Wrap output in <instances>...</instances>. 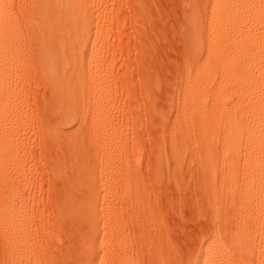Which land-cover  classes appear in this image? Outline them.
Masks as SVG:
<instances>
[{
	"label": "rangeland",
	"instance_id": "obj_1",
	"mask_svg": "<svg viewBox=\"0 0 264 264\" xmlns=\"http://www.w3.org/2000/svg\"><path fill=\"white\" fill-rule=\"evenodd\" d=\"M91 15L104 20L93 28L101 41L93 58L106 69L97 96L109 97L113 134L102 133L92 108L82 123L66 125L28 30L10 99L16 115L0 111V136L10 133L22 162L15 167L11 155L0 185V264H192L215 234L231 247L237 229L243 238L254 235V244L243 255L230 249L231 262L264 264V211L259 215L251 197L237 209L222 207L231 200L228 187L210 185L199 166H239L241 189L254 166L264 168V0H95ZM185 89L187 135L175 128ZM68 131L97 151L86 164L98 175L107 164L101 154L123 150L111 167L125 164L130 182L99 205L110 206L106 221L118 225L107 231L111 239L95 231L98 216L70 186L77 174ZM29 204L34 218L22 212ZM28 242V256L19 260L17 248Z\"/></svg>",
	"mask_w": 264,
	"mask_h": 264
},
{
	"label": "bare ground",
	"instance_id": "obj_2",
	"mask_svg": "<svg viewBox=\"0 0 264 264\" xmlns=\"http://www.w3.org/2000/svg\"><path fill=\"white\" fill-rule=\"evenodd\" d=\"M94 10H95V0H0V111L1 112L3 110L4 113L8 112V113H14L16 115V112H13L11 109L12 108L11 105L14 103L10 99L11 96L13 97L12 93L14 91V88L15 89L18 88L17 83L21 79L20 71L19 69H17L18 57L21 52L20 49L22 47L23 41L28 40V38L26 39V36L29 30L30 32L29 35H32V40L36 44L35 48L38 51L40 61H42V68H41L42 70H40L39 72L41 74V72L43 71L42 73L44 78L46 79L47 85L55 97L56 100L55 104L57 106V109L61 114L60 116H62L63 120L66 122V125H72L74 123H82V121L85 118L84 112L92 108V111L94 112V120H96L101 124L100 127L102 133L105 136H109L113 134L111 133L110 123H109L110 116L112 115L109 111V105H110L109 97L108 95H103L98 98L97 96V94L100 93L99 89H101L105 85L104 83L105 79L103 78V73L105 72L106 69L104 66L100 64H96L94 61L95 59L93 58V55L94 54L96 55L95 47L98 42L99 43L101 42L99 40L98 35H96L95 37L93 36V28L95 26L101 27V25L104 24V20L101 18L98 19L97 23L94 22V19L91 15V13L94 12ZM24 25L25 26L27 25L26 28L24 27ZM29 38L31 40V37ZM88 57H90L89 60H87ZM184 82L187 87L189 84V77H185ZM177 102H178V108L180 109L181 112L176 118L175 128L182 130V132H184V134L187 135L189 118H190V100H189L188 89H185L184 93L180 95ZM78 106L80 110L76 109V107ZM110 110L111 112L113 111L112 108ZM68 133L70 134V138H69L70 149L72 148L75 150V156L72 160V166L77 174V175L75 174L76 177L74 179H71L69 181L70 186L74 192H78V193H80L81 191L83 192L84 194L83 198L86 199V202L84 201L86 210H88V212L89 211L92 212L93 214L95 213V217L96 215L98 216L97 217L98 221L95 223V225H93L95 231H98L101 228L100 231L104 230L105 233L108 231L111 234H114L113 232L117 231V229L115 228H117L118 225L114 228L113 225H111L108 221H106L107 217L109 216L112 210L110 209V206L107 207L105 204L102 207H100L101 206L100 202L101 201H103L104 203L108 202L111 193L113 195H115L116 193V195L118 196L119 193L117 192L119 191L121 192L120 190L121 188L119 189V185L120 186L125 185L126 182L129 179H131L128 178L129 168L125 164L114 168L111 167L113 163L112 159L122 154L123 150L120 152L114 150L111 151L110 149L105 151L103 154H101L102 155L101 158L103 161H105V159L107 158V164L106 166H102L100 168V174L98 175L96 174V172L87 169L88 162L86 164V161L88 160L93 161V157H96L95 155L97 151H95L93 147L89 148L90 146L88 147L87 144L86 147L85 142L82 141L80 137L77 136L73 131H68ZM9 137H10V133L7 130H4V133L0 136V185L3 180L6 181L7 179V173H5L7 169L6 167L12 162L11 155L13 154L12 151L14 150L11 149L12 146H10ZM15 152L16 154L15 153L13 154L14 157L13 164L15 163L14 166L16 167L17 165L18 167L21 166L20 163H22L21 161H19L21 155L19 156L20 153L18 150ZM23 166L24 165H22V167ZM91 166L89 167L91 168ZM199 166L203 167L204 170L207 171L204 172L207 173L206 174L208 178L207 181L210 185L217 186L218 183L221 182L222 185L228 187L226 192L228 194V197H231V200L227 201L222 207L224 206L225 208L234 207L235 209H237L241 200L244 197L245 199L251 197L256 200V203H258L256 204L255 207L258 208L259 215H260V211L263 213L264 211L262 210L264 208V168L263 167H260L259 165L254 166L251 170L252 173L250 175L251 178L250 183L247 184L248 186H246L245 188L243 187L244 189H241L239 187L240 184L239 179L241 173L239 166L230 165L228 167H223L219 170L217 167L206 165L204 161L200 163ZM19 171L24 172L21 169ZM244 175L246 177L247 173L245 172ZM20 179L21 177H19V181H21ZM129 182L130 181H128V183ZM27 185H29V188H32L31 180L30 182H28ZM32 190L34 192V188ZM259 192L262 193L260 194L261 196L259 195ZM30 195H32L31 191H30ZM256 198H258V202ZM28 202L25 203L28 204ZM72 206L73 205H71V207ZM100 208L102 214L98 215ZM22 212L28 214L27 217L29 216L30 218H32L34 216L33 213L34 207H32L31 204L26 205L24 207V211ZM83 213L82 215H84ZM259 215L257 214V216ZM99 217H102V220L104 219L102 222L103 224L99 222ZM31 226L32 228L30 227V230L32 231L34 227L33 225ZM108 232L106 234H109ZM235 232H236L234 233L235 235H233L234 238L232 239L231 237L232 239L231 247L228 244H226L225 241H222L223 239L221 240V238L218 237L219 235L215 234L212 238L210 237V239L204 242L199 254L197 255V257L195 256L196 259L194 262H192V264H239L241 260L240 255H239L240 259L238 262L236 261H234V263L231 262V257L233 254L230 253V249L240 251L241 253L239 252V254L242 253L244 254V252H248V250L251 249L252 244H254L252 239L254 235H252V238L251 236L249 237L245 236L243 238L242 232L240 233L238 229L235 230ZM111 236L112 235L108 237H110L111 239ZM114 239L115 238H113L112 241ZM112 241L108 240V242H112ZM31 243L32 242H28L27 244L24 243V245L22 246L21 245L19 247L17 246L18 247L17 256L19 260L28 256L27 252H28V248L32 246ZM112 245L114 246V244ZM106 260L108 259L106 258ZM123 262L121 261L118 262L116 260L111 264H125V262L124 263ZM34 264L37 263L35 262Z\"/></svg>",
	"mask_w": 264,
	"mask_h": 264
}]
</instances>
